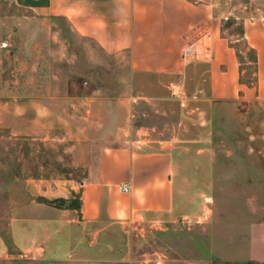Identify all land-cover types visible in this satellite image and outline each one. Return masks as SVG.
Wrapping results in <instances>:
<instances>
[{
    "label": "rangeland",
    "instance_id": "374dc122",
    "mask_svg": "<svg viewBox=\"0 0 264 264\" xmlns=\"http://www.w3.org/2000/svg\"><path fill=\"white\" fill-rule=\"evenodd\" d=\"M227 2V15L256 16L258 9L264 10V0ZM237 44L243 48L242 42ZM127 56H106L64 20L33 18L0 0V237L13 252L10 224L34 216L30 209L11 208L13 201L25 205L28 200L22 197L29 189L26 179L56 187V182L68 185L84 172L80 130L86 121L58 117L64 110L61 102L52 103L53 117L38 124L30 119V94L44 85L53 94L67 83L68 94L96 98V108L103 107L93 113L95 124L129 126L130 135L116 133L120 140L113 144L143 137L177 142L176 203L180 209L211 212L202 224L180 219L161 230L102 236L99 245L80 250L76 260L13 252L0 257V264H202L204 259L210 264H248L250 258L264 264V105L242 107L240 112L247 113L237 117L230 109L217 108L221 118L212 121L209 135L204 111L193 113L182 92L170 94L168 80L130 73ZM4 106L24 114L17 121L4 119ZM52 204L63 206L66 201L55 199Z\"/></svg>",
    "mask_w": 264,
    "mask_h": 264
},
{
    "label": "crops",
    "instance_id": "0c3cea01",
    "mask_svg": "<svg viewBox=\"0 0 264 264\" xmlns=\"http://www.w3.org/2000/svg\"><path fill=\"white\" fill-rule=\"evenodd\" d=\"M8 1L33 18L64 20L77 36L91 40L106 56L127 54L128 70L134 75L168 80L170 94L182 92L193 113L204 111V130L208 129L209 135L212 121L218 117L217 108L230 109L231 116L237 117L247 113L240 112L242 107L264 105V10L258 9L256 16L227 15V0ZM240 42L243 48L237 46ZM190 46L193 59L184 61L182 54ZM249 49L256 56L254 82L242 69L251 65ZM67 86L63 84L62 90L53 94L46 85L33 90L30 119L38 124L42 118L53 117L52 103L61 102L64 110L58 117L86 121L80 130L84 156L79 164L84 172L80 179L67 181L68 185L56 182V187L26 179L29 189L22 197L28 196V200L25 205L13 201L11 208L14 212L30 209L34 216L26 223L14 220L10 224L14 254L30 252L44 259L76 260L80 250L99 245L102 236L116 237L143 228L161 230L180 219L191 224L206 220L210 209H180L176 203L177 142L143 137L113 144L120 140L116 133L128 137L130 127L95 124L93 113L103 105L96 108V98L68 94ZM206 109L213 113L209 115ZM3 110L4 119L17 121L24 114L5 106ZM11 129L15 132L14 126ZM121 185L129 189L122 191ZM55 199L66 204L56 207L52 204ZM23 238L27 242L19 241ZM6 245L0 237V257L13 253ZM202 264H210V259Z\"/></svg>",
    "mask_w": 264,
    "mask_h": 264
},
{
    "label": "trees",
    "instance_id": "16d2710c",
    "mask_svg": "<svg viewBox=\"0 0 264 264\" xmlns=\"http://www.w3.org/2000/svg\"><path fill=\"white\" fill-rule=\"evenodd\" d=\"M242 45H243V43H242ZM247 57H248L249 61L251 62V65L250 66H247V67H243L242 66V69H246L247 76L248 77L249 76L251 77L250 78L251 81L250 80L249 81L250 82H254V79H255V76L254 75H255V72H256V63H255L256 62V56H255L254 50L249 49L248 52H247ZM242 81H243V79H242ZM248 264H257V263H248Z\"/></svg>",
    "mask_w": 264,
    "mask_h": 264
},
{
    "label": "built area",
    "instance_id": "2783aa9c",
    "mask_svg": "<svg viewBox=\"0 0 264 264\" xmlns=\"http://www.w3.org/2000/svg\"><path fill=\"white\" fill-rule=\"evenodd\" d=\"M182 59H183L184 61H190L191 59H193V48H192V46L187 47V48L184 50V52H183V54H182ZM120 189H121L122 191H127V190L129 189V187H128L127 185H121V186H120Z\"/></svg>",
    "mask_w": 264,
    "mask_h": 264
}]
</instances>
